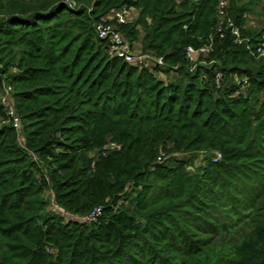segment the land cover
<instances>
[{"label":"trees","instance_id":"16d2710c","mask_svg":"<svg viewBox=\"0 0 264 264\" xmlns=\"http://www.w3.org/2000/svg\"><path fill=\"white\" fill-rule=\"evenodd\" d=\"M219 1L0 0L21 122L0 100V264H264V59L218 31ZM226 1L262 41L260 0ZM124 7L112 23L164 66L110 55L96 25Z\"/></svg>","mask_w":264,"mask_h":264},{"label":"built area","instance_id":"2783aa9c","mask_svg":"<svg viewBox=\"0 0 264 264\" xmlns=\"http://www.w3.org/2000/svg\"><path fill=\"white\" fill-rule=\"evenodd\" d=\"M70 6H76L77 0H66ZM228 2L226 0L219 1V21L218 31L223 32L224 23L226 29L230 28L232 35L235 37V42L239 45H244L247 50L250 51L252 56L255 58L264 57V38L257 44H253L251 39L248 37H243L241 31L236 27L230 19L227 17L226 7ZM133 10L128 7L113 11L110 16L104 19L102 22L96 25V32L98 37L102 40L108 41V51L110 55L114 58H119L125 60L126 63L136 65V66H147V63H153L154 66H164V59L161 57H156L151 54H140L137 55L134 52V46L127 40V38L118 31L117 26L112 23L115 21L117 24H126L130 22L129 18ZM212 50L210 47L194 49L192 47L187 48V58L190 62L194 63L198 60L201 54L207 55ZM221 76H217L216 85L219 88L221 85ZM241 83V82H240ZM246 86L248 81L245 79L242 81ZM12 87L6 82H0V100L7 113L8 122L20 132L21 122L15 111L12 98ZM166 158L164 152H161L158 156V162H163ZM221 155L216 154V159H220ZM102 209L97 208L89 217L85 218L83 221H93L97 216L101 214ZM70 216L69 214H67Z\"/></svg>","mask_w":264,"mask_h":264},{"label":"rangeland","instance_id":"374dc122","mask_svg":"<svg viewBox=\"0 0 264 264\" xmlns=\"http://www.w3.org/2000/svg\"><path fill=\"white\" fill-rule=\"evenodd\" d=\"M137 17H138V13L136 11H132L129 20L133 21L137 19ZM248 25L251 29H254V30L264 29V0H260L259 6H257V8L254 9L253 14L248 19ZM134 52L137 55L143 54L141 50V44L139 42L134 44ZM258 59L262 60L264 59V57H261ZM147 66H149V68H152L154 65L153 63H147ZM173 76L174 74L170 75V77H173ZM174 156L176 158H182V155H174ZM127 205H129V203H127Z\"/></svg>","mask_w":264,"mask_h":264},{"label":"water","instance_id":"95a60500","mask_svg":"<svg viewBox=\"0 0 264 264\" xmlns=\"http://www.w3.org/2000/svg\"><path fill=\"white\" fill-rule=\"evenodd\" d=\"M189 169H190V170H193V168H192V167H189Z\"/></svg>","mask_w":264,"mask_h":264}]
</instances>
